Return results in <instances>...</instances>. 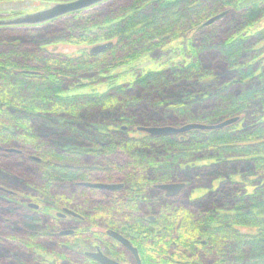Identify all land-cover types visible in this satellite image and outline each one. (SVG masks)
Listing matches in <instances>:
<instances>
[{
    "label": "trees",
    "instance_id": "obj_1",
    "mask_svg": "<svg viewBox=\"0 0 264 264\" xmlns=\"http://www.w3.org/2000/svg\"><path fill=\"white\" fill-rule=\"evenodd\" d=\"M16 1L0 0V12L17 11L4 7ZM241 1L104 0L46 21L62 26L68 33L64 41L86 46L79 54L23 43L0 44V146L18 144L28 153V159L23 154L16 158L34 166L31 174L40 194L31 198L43 195L73 209L84 217L86 227L123 233L138 247L143 264H264V60L258 48L264 43V28L251 33L264 18V0L245 7L239 5ZM105 4L103 12L95 7ZM223 11L229 13L204 25ZM28 15L0 19V27L14 30L46 23L25 22ZM187 36L191 37L186 61L148 71L106 92H70L74 87L85 88L80 83L89 80L81 79L87 74L97 79ZM210 53L236 73L234 82H221L216 68L205 67L204 56ZM182 82L210 84L212 89L200 99L196 111L189 99H170L168 108L180 125L216 124L236 116L239 120L219 129L162 136L142 132L143 136L136 137L129 129L98 128V142L97 137L84 134L87 124L80 128L62 121L63 127L69 125L72 133L90 144L83 150H58L41 138L32 121L34 115L80 120L82 114L93 116L96 110L111 109L128 115L130 126L138 118L145 120L143 126H157L140 105ZM237 158L251 162L262 179L251 193L238 189L236 181L222 184L211 194L212 207L207 210L201 207L202 200L185 206L176 198L162 197L163 191L151 196L157 184L178 182L182 168L189 164L221 165ZM82 182L122 183L124 187L103 191L78 185ZM2 205L7 203L0 199ZM14 220L22 233L0 236V262L7 256L23 264L15 249L10 254V245L49 253L44 243L56 238L52 235L56 228L45 217L21 208ZM0 227L4 228L2 219ZM97 236L84 230L63 237L65 241L59 244ZM100 239L111 242L106 234ZM52 254L57 264L68 259L62 251ZM73 261L92 264L81 258Z\"/></svg>",
    "mask_w": 264,
    "mask_h": 264
},
{
    "label": "rangeland",
    "instance_id": "obj_2",
    "mask_svg": "<svg viewBox=\"0 0 264 264\" xmlns=\"http://www.w3.org/2000/svg\"><path fill=\"white\" fill-rule=\"evenodd\" d=\"M23 1L24 3L20 4ZM58 3L62 2L54 0H21L19 2L18 0L9 6H4L6 8H17V11L11 13L0 12V19L33 14L52 8ZM106 4L101 5L100 7H95L98 10H102L103 12L107 10L105 8ZM228 13L229 12L226 11L224 16H226ZM262 28H264V18L254 26L253 30H251V33H254ZM67 35L68 33L63 31L62 26L57 21L46 22L39 25L25 24L22 25V27L16 28L14 30L0 27V44L23 43L33 47L46 46L47 49L56 48L58 51H62L67 55H75L77 53L79 54L80 50L84 49L86 46L64 41L63 39H65ZM190 37L187 36L178 39L170 45L156 50L152 54L144 56L129 66L112 70L107 75L97 77V79L93 74H87L86 76L81 77V79L89 80L85 82L82 81L80 83V85H86L84 86L85 88L81 90L74 87L70 92H106L112 86L132 83L138 76L143 75L148 71L162 70L181 61H186V59H188L187 55L189 53ZM258 48H262V54L260 58L264 60V43L259 45ZM215 59L216 57L214 53L204 56L205 67L216 68L215 73L221 82L226 84L234 82L236 79V73L230 71L228 68H225L223 63H219ZM210 87V84L208 86L206 84L194 85L193 83L182 82L180 86H172L165 89V91H158L156 94V100H147L140 105V108L145 111L146 117L148 119L156 121L155 123L157 126H180V120L168 108L167 103L172 101L170 99H175V101H181L183 98L185 100L189 99V101H193L196 108L194 109L196 111L200 107V99L206 96L209 90L211 91L212 87ZM183 91L186 92L182 93L183 95H180V93ZM185 93L189 95L185 96ZM156 102L162 104H156ZM203 105V107L206 106L205 103H203ZM126 120L132 119L126 114L111 109L102 111L96 110L94 111L93 116L82 114V119L80 120L71 118L68 119L65 116L56 117L49 115H34L32 117V121L36 127L37 133L44 141H47L51 145L55 146L58 150H83L87 149L90 145L85 139H81L77 137L75 133H72L70 131L71 129L69 128V125H76L77 127L84 128V125L87 124V129H85L84 134L87 136L92 135L93 138L97 137V142L101 140V138H98L96 134L98 128L105 129L107 127L111 128L112 130H116L118 127L120 129H129L127 132L130 135L140 137L144 135L142 132L145 131H141L139 128L149 127L143 126L146 125L143 118H138L136 120L137 123L132 126H130V122L126 123ZM62 121H65V124H69L68 127H63L61 124ZM112 122L114 123L112 124ZM237 127L241 128L242 124H237ZM10 148L14 151L9 152L7 149H0V199L7 203V207L3 205L0 206V219H2L4 222V228L0 227L1 237H8L9 235L16 236L21 234L22 231L20 229L19 222L14 220V215L21 208L24 209V207H26L28 209H32L29 206L30 203H37V201L32 200L29 197L30 195H34L36 193V184L31 174L33 172L34 166L32 167L30 161H27L28 163L26 161L22 162L16 158L18 151L23 154V158H27L28 153L23 151L22 147L18 144H13ZM121 159H124V157ZM228 163H223L221 165L212 164L209 166V164H211L210 162L203 161L198 162L197 164H189L188 166L182 168L183 174L178 182L185 183V187L180 191L179 194L173 196V198H176V200L185 206H191L193 203L197 204L202 200L203 202L201 207L207 210L212 207V202H209L211 200V194H214L222 184L229 183L230 181H236L239 182V184H237L238 189L242 188V192H244L245 189L251 193L254 190V184L261 182L262 179L256 174L251 162L237 158L229 161ZM196 165L200 167H194ZM201 167L204 168L203 171L200 170L202 169ZM194 168L199 171V173L197 171L198 174L193 172ZM64 191L69 192L66 186ZM160 191L162 190L154 187L151 189V196L157 197L156 195L161 193ZM162 197L171 198L167 197L165 192L162 194ZM41 201H43V203L42 205L40 204L39 211L42 212V216L45 218L53 217L54 220H57L58 213H64L63 208L59 203H56L45 196ZM221 207L218 209H221ZM79 225H82V222H80L77 217L71 215H68L63 221V229H77ZM82 230L90 231L92 233H97L100 231L103 233L105 232L103 228L97 226L86 227L85 225H82ZM242 230H251V232L255 231V229L249 228H242ZM60 241L63 242L65 240H62L57 236L55 239L44 243L47 250L50 251L49 253L52 254L53 251H62L68 255V259L62 260L58 264H79L75 263L73 260L80 258L84 252L92 251L97 248L98 245L104 250V252H108L109 250L106 248L110 246V243H108L109 240L107 241L105 239L104 241L102 239H98L97 237L92 239L77 238V240H75L71 245H60ZM4 246L9 245L5 243ZM10 247V254L13 251L12 249H15V251L21 255L23 264H57L54 255L35 250H19L15 245H10ZM124 260L126 264H131L134 262V259H132L130 255H127ZM2 261L3 262H0L2 264H16L7 256H4V260Z\"/></svg>",
    "mask_w": 264,
    "mask_h": 264
},
{
    "label": "water",
    "instance_id": "obj_3",
    "mask_svg": "<svg viewBox=\"0 0 264 264\" xmlns=\"http://www.w3.org/2000/svg\"><path fill=\"white\" fill-rule=\"evenodd\" d=\"M104 0H74L70 2H62L58 3L52 8L42 10L40 12H36L33 14H29L27 17H25V22L28 23H39V22H46L53 18H57L59 16L65 15L67 13L84 9L87 7H91L97 3H100ZM260 0H242L240 2L241 7H245L248 5H251L253 3H256ZM226 14V11H223L213 17H211L209 20H207L204 25H210L220 18H222ZM239 120V117H230L227 119H224L223 121L216 123V124H204V123H197V122H191L186 123L180 126H150V127H140L139 130L145 131L148 134L152 136H162V135H175V134H183L191 130H214L226 127L228 125H231ZM1 148V147H0ZM10 151H14L13 149H10ZM80 185H83L85 187L90 188H96L103 191H115L122 189L124 187V184L122 183H105V182H82L79 183ZM156 188L162 190L165 192L167 197H173L180 193V191L185 187V183L182 182H171V183H162L157 184L155 186ZM66 211L70 214H74L77 216L76 213L73 211L66 209ZM64 234L72 233V231H64L62 232ZM108 234L118 240L133 256L135 259L136 264H142L141 257L139 255L138 248L132 244V242L118 233L115 230H109ZM90 256H92L96 261H99L101 264H121L119 261H116L112 258H109L102 252H93L89 253Z\"/></svg>",
    "mask_w": 264,
    "mask_h": 264
},
{
    "label": "flooded vegetation",
    "instance_id": "obj_4",
    "mask_svg": "<svg viewBox=\"0 0 264 264\" xmlns=\"http://www.w3.org/2000/svg\"><path fill=\"white\" fill-rule=\"evenodd\" d=\"M1 148L0 149H2L3 147L2 146H0ZM4 149H7L9 152H13V151H10V149L11 148H4ZM17 152V151H16ZM18 154H22L20 151H18ZM29 157H31V159H33V160H38L36 157H34V156H29ZM78 185H80V184H78ZM35 194L34 195H30L29 197L31 198V196H35V195H39L40 194V192H38V190L37 189H35ZM41 197H39V198H37V199H33V198H31L32 200H35V201H37V203H30L29 204V206L32 208V209H28V208H26V207H24V209H26L28 212H33V213H38V214H40V215H42V212H40L39 211V209H40V204L42 205V203H43V201H41L42 200V196L43 195H40ZM61 206H62V208H63V211H64V213H58V215H57V220H54V218L53 217H47L46 219H47V221L50 223V225L51 226H54L55 228H56V231L55 232H52V235L53 236H58V237H60L61 239L63 238V237H67V236H72V235H75V234H77V233H79V232H81V231H83L82 230V225L84 226V223H85V219H84V217L82 216V215H80V214H78L77 212H75L73 209H71V208H69V207H67V206H64L63 204H60ZM36 209H38V210H36ZM66 209H69V210H71V211H73L74 213H76L77 214V216L76 215H74V214H70V213H68L67 211H66ZM68 215H71V216H74V217H77L79 220H80V222H82V225H79V227L77 228V229H70V230H67L66 228L65 229H63V221L67 218V216ZM44 217V216H43ZM61 222H62V224H61ZM97 227H100V228H103V227H101V226H97ZM104 230H105V232L103 233L102 231H100V232H97V234H98V236H97V238L98 239H100V236H102V234H106L107 235V237L109 238V239H111V242H110V246L109 247H107L106 249H108L109 251L108 252H104V250L98 245L97 246V248H95L94 250H92V251H86V252H84L81 256H80V258L81 259H83V260H86V261H89V263L91 262L92 264H101L99 261H96L92 256H90L89 255V253H93V252H102L103 254H105L106 256H108L109 258H112V259H114V260H116V261H119L121 264H126V262H125V260H124V258L127 256V255H130V257L132 258V259H134L133 258V256H132V254L118 241V240H116L115 238H113V237H111L109 234H108V231L109 230H113V229H106V228H103ZM64 231H72V233H67V234H64V233H62V232H64ZM116 231V230H115ZM118 232V231H117ZM118 233H120V232H118ZM121 235H123L124 237H126V238H128L130 241H131V239L129 238V237H127L126 235H124L123 233H120ZM101 241V240H100ZM105 241V240H104ZM107 242V241H106ZM132 242V241H131ZM132 244H133V242H132ZM134 245V244H133ZM135 246V245H134ZM138 248V247H137ZM35 251H37V250H35ZM138 251H139V249H138ZM50 252V251H49ZM48 254H50V255H53V254H51V253H48ZM139 255H140V253H139ZM0 264H2V263H0ZM131 264H136V262H135V259H134V262H132ZM143 264V263H142Z\"/></svg>",
    "mask_w": 264,
    "mask_h": 264
}]
</instances>
